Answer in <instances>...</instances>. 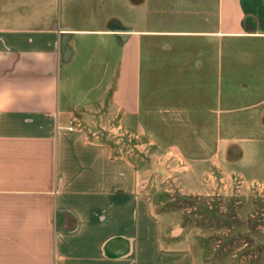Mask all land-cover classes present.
I'll return each mask as SVG.
<instances>
[{
    "label": "crops",
    "instance_id": "crops-1",
    "mask_svg": "<svg viewBox=\"0 0 264 264\" xmlns=\"http://www.w3.org/2000/svg\"><path fill=\"white\" fill-rule=\"evenodd\" d=\"M112 127L197 132L187 163L247 132L255 163L264 0H0V264H203L97 138Z\"/></svg>",
    "mask_w": 264,
    "mask_h": 264
},
{
    "label": "rangeland",
    "instance_id": "rangeland-1",
    "mask_svg": "<svg viewBox=\"0 0 264 264\" xmlns=\"http://www.w3.org/2000/svg\"><path fill=\"white\" fill-rule=\"evenodd\" d=\"M196 133L112 127L97 138L131 159L139 191L165 226L172 223L173 238L187 240L203 264H264V145L255 163H238V140L248 133L230 131L229 162L187 163L176 155L195 153Z\"/></svg>",
    "mask_w": 264,
    "mask_h": 264
}]
</instances>
